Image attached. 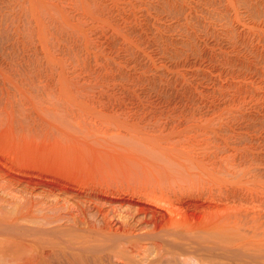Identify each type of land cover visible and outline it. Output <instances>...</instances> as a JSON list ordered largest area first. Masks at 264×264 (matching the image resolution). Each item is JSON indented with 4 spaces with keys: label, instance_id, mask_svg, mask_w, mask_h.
Masks as SVG:
<instances>
[{
    "label": "rangeland",
    "instance_id": "374dc122",
    "mask_svg": "<svg viewBox=\"0 0 264 264\" xmlns=\"http://www.w3.org/2000/svg\"><path fill=\"white\" fill-rule=\"evenodd\" d=\"M0 264H264V0H0Z\"/></svg>",
    "mask_w": 264,
    "mask_h": 264
},
{
    "label": "bare ground",
    "instance_id": "6f19581e",
    "mask_svg": "<svg viewBox=\"0 0 264 264\" xmlns=\"http://www.w3.org/2000/svg\"><path fill=\"white\" fill-rule=\"evenodd\" d=\"M180 172V171H179ZM174 173V172H173ZM176 173V172H175ZM169 176V175H168ZM181 176V175H180ZM178 177V176H177ZM174 178V177H173ZM175 179H177V178H175ZM180 179V178H179ZM179 179H178V181H179ZM171 181V180H170ZM186 182V181H185ZM193 182V181H192ZM182 183V182H181ZM181 183H179V182H175V180H173L171 183H170V185H169V187H166L168 190H170V191H173V192H176V190H181L182 188H183V186L181 185ZM183 183H184V181H183ZM182 183V184H183ZM191 183V182H190ZM169 184V183H168ZM185 184V183H184ZM194 184V183H193ZM188 186V185H187ZM182 187V188H181ZM190 187V186H189ZM165 188V189H166ZM166 189V190H167ZM183 191V190H182ZM149 199V198H148ZM158 201V200H157ZM175 208V207H174ZM227 223V222H226ZM225 222L223 223V224H221V225H218V226H215L212 230V232H216V233H220V232H229V231H232L233 230V226H231V225H228V224H226ZM127 233V232H126ZM135 241V240H134ZM135 246V245H134ZM137 246V245H136ZM135 246V247H136Z\"/></svg>",
    "mask_w": 264,
    "mask_h": 264
}]
</instances>
